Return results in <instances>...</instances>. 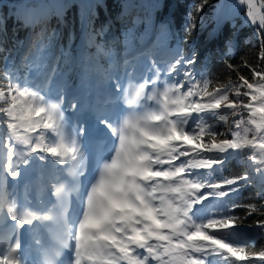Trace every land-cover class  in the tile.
<instances>
[{"label":"snow or ice","instance_id":"6c2138e0","mask_svg":"<svg viewBox=\"0 0 264 264\" xmlns=\"http://www.w3.org/2000/svg\"><path fill=\"white\" fill-rule=\"evenodd\" d=\"M103 6L97 3V16ZM167 6L158 0L157 12ZM243 6L242 23L253 27L264 62V12L254 0L220 7L199 0L182 37L174 17L161 16L153 21L151 49L125 37L118 51L106 39L112 25H93L85 38L95 51L86 63L71 46L50 57L57 30L49 34L47 27L34 33L18 63L0 42V264H264V249L250 251L230 238L235 209L251 215L256 205L212 203L257 178L264 183V68L244 61L251 82L239 74L238 82L214 86L206 68L196 70L198 53L185 48L200 30L209 40L223 34L230 49L228 33H238L234 21ZM68 9L69 0H18L11 16L0 17V33L8 20L19 29L47 25L49 15L60 23ZM33 49L40 55L33 57ZM78 63L101 103L92 102L83 81L77 88L65 78ZM98 139L103 151L95 150ZM241 154L255 165L252 172L217 175ZM33 168L50 169L51 178L40 186L38 203L18 207L9 181ZM45 229L48 241L40 236Z\"/></svg>","mask_w":264,"mask_h":264},{"label":"trees","instance_id":"16d2710c","mask_svg":"<svg viewBox=\"0 0 264 264\" xmlns=\"http://www.w3.org/2000/svg\"><path fill=\"white\" fill-rule=\"evenodd\" d=\"M17 2L18 0H4L3 4H0V17H3L5 12L11 16L13 14L11 9ZM25 2L54 6L57 3L64 2V0H25ZM98 2L104 6L99 10V15L97 16L98 10L96 5ZM166 2L168 5L167 8H164L162 12L158 13L156 8L158 0H94L92 8L88 11L87 31L93 25L99 28L107 22L112 27L106 39L118 51L123 50L125 37L134 40L135 46L142 48L148 38L147 30L151 24L153 25V21L159 19L161 16H172L175 20V29L179 32V36L182 37L184 35L182 25L184 24L185 17L191 6L198 3L199 0H166ZM213 2L220 7L233 3V0H213ZM254 3L257 11L264 12V0H254ZM73 4L75 7H72ZM87 7V0H69V9L66 10V15L62 16L60 23L57 22L55 16L49 15L47 25L37 23L31 29H19L12 20H8L7 32L0 33V42L3 43L5 48L10 50L11 58L18 63L27 50L28 42L33 38L34 33H40L42 28L47 27L49 34L53 30H57V43L54 51L49 53L50 57L53 55L57 58L59 57L60 53H57L58 46H71L74 54L78 57H81L83 52L82 58L86 63L91 53L95 51L94 48L87 47L86 38L82 51L78 44L82 20L85 12L88 10ZM122 8L123 12H121ZM246 10L247 6L240 8L239 16L234 21L235 26L239 29L238 33H228L234 36L230 49L224 48L223 34L216 40H209L208 32H202L200 30L193 33L192 43L185 46L186 50L191 48L198 53L199 59L196 70L199 71L206 68L207 73L214 77V86L226 84L229 80L236 82L239 74L245 75L251 82L253 78L250 70L244 67V61L264 68V62L258 60L259 45L254 35L253 27L242 23ZM2 24L3 20H0V25ZM204 42L205 46L203 47ZM171 43L170 41L169 45ZM39 55L40 53L36 49L32 50L33 57ZM2 56L3 53L0 52V63L3 62ZM52 63L54 64L55 61L53 60ZM229 63L236 66L235 71L227 66ZM75 70H77V78L73 83L76 85L78 76L85 71L81 64L78 63L68 68L65 78L68 79L72 76ZM246 170L245 164L238 163L231 156L217 175H222L224 178H232L243 175ZM241 184L243 185V182ZM262 193H264V184L253 183L249 186L240 187L238 194L230 195L224 198V201L212 202L214 207H220L227 201L240 205H256L258 211L251 215L248 214L249 210L246 207H238L232 213L238 218L235 225V230L238 231H233L231 239L246 244L250 251L264 249V228L257 226V221H264V198L260 195ZM244 229H251L250 231L257 235L254 236L250 232L242 233L241 231Z\"/></svg>","mask_w":264,"mask_h":264},{"label":"rangeland","instance_id":"374dc122","mask_svg":"<svg viewBox=\"0 0 264 264\" xmlns=\"http://www.w3.org/2000/svg\"><path fill=\"white\" fill-rule=\"evenodd\" d=\"M154 26L151 24L150 25V27L148 28V30H147V35H150L149 36V39H148V42H147V45H151V46H155V31H154V28H153ZM205 46V42H204V44H203V47ZM201 49V48H200ZM86 77H84V80H83V82H84V85H86V79H85ZM88 81V80H87ZM236 82H238V80L236 81ZM246 115V114H245ZM234 156V158L236 159V161L238 162V163H243V164H245V166H246V168H247V171H249V172H252L253 171V169H254V167H255V165L252 163V161H250V160H248L247 159V155H245V154H241V155H233ZM0 179H2V174H0ZM254 184H264V183H261L260 181H259V179L257 178V180H256V182L254 183ZM251 229H244V230H242L241 232L242 233H247V232H250V233H252L254 236L255 235H257L256 233H253V232H251L250 231ZM236 232L238 231V230H235ZM240 231V230H239ZM231 238V237H230Z\"/></svg>","mask_w":264,"mask_h":264}]
</instances>
